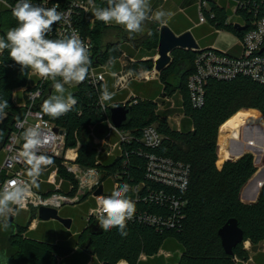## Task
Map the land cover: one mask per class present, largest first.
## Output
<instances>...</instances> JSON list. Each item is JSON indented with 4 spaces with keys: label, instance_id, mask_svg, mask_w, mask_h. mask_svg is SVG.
Listing matches in <instances>:
<instances>
[{
    "label": "trees",
    "instance_id": "trees-1",
    "mask_svg": "<svg viewBox=\"0 0 264 264\" xmlns=\"http://www.w3.org/2000/svg\"><path fill=\"white\" fill-rule=\"evenodd\" d=\"M221 1L209 0V9L205 10L207 19L215 28L237 37H242L250 27L255 10L258 12L257 16L264 14V0H243L245 7L237 10L235 16L245 21V28L238 30L231 21H227L232 15L233 2ZM99 7H107V4L99 2ZM210 13L214 14L212 18ZM232 18L234 16L231 20ZM144 23L146 31L141 36L138 53L126 44L119 46L116 43H103L102 34L107 27L96 18L92 29L86 23L82 29L84 34L91 37L94 43L93 53L98 56L99 62L116 59L125 51L136 56L134 62L124 66L125 70L137 71L141 67L149 70L152 68L151 57L156 53L158 23ZM16 24L12 11L0 6V37L6 39L7 31ZM147 49L151 51L146 52ZM227 52L233 53L231 49ZM171 55L173 60L161 73L159 83L166 95L173 97L177 94L173 108H168V104L166 109H157L156 97L160 93L158 80L148 84L134 83L133 88L143 97H138L137 102L131 106V121L123 127L133 134V141L127 147L125 166L122 165V158L98 152V145L93 144L89 127H93V133L99 138L105 136L108 127L97 105L98 92L88 83L80 82L73 87L72 95L77 99V104L55 120L56 125L66 131L65 147H75L79 141L76 162L83 167L97 165L106 170V173L123 169L124 179L136 183L144 178L145 159L140 152L149 151L182 161L190 169L187 187L180 193L186 199V204L178 228L156 230L145 224L130 222L126 227L127 235L122 236L117 228L103 231L98 220L91 221L90 224L97 223V232L93 234L91 248L88 249L89 254L94 257L90 264H117L119 260H125L127 264H244L249 259V252L243 244L245 241L250 243L253 262L264 264V183L258 196L254 188L264 180V162L245 185L256 171L258 159L264 160V84L242 74L228 80L211 78L205 84L203 105L194 108L189 101L186 79L192 71L195 52L174 49ZM145 56L150 58L143 59ZM184 59L189 61L190 68L181 76L179 87L167 84L166 79L175 63ZM117 69L115 66L113 70ZM28 76L29 69L22 71L10 59L7 49L0 54V100H7L9 103L5 110L7 116L0 121V141L24 114V109L14 104L12 96L15 89L30 85ZM16 93L20 94L18 91ZM174 112L181 115L178 127H171L168 122V116ZM148 124H154L162 135L161 143L156 148H147L139 141L143 127ZM240 132L242 139L237 138ZM228 138H236L228 141L230 154L248 152L239 158L230 157L226 151ZM250 152L257 156L255 164L254 155ZM46 157L58 168L57 180L62 178L60 190L73 194L76 187L69 189V185L76 184V180L61 166L62 159ZM230 158L234 160H227ZM96 160H99L98 164H95ZM51 169L53 168L46 173ZM255 193V197L248 202L240 199H246ZM86 197L83 196L80 200H85ZM90 200L94 206V199ZM140 207L158 212L152 205ZM60 215L69 214L62 209ZM231 217L238 220L244 231V238L234 248L233 254L228 255L221 246L217 231ZM44 230L46 232L43 233L38 230L28 232L26 237H23L25 230L15 233L19 237L14 240L13 256L19 264H57L56 252L61 246L38 241L42 234V239L53 238L50 224H46ZM88 233L89 230L86 229L76 234L70 246L73 248L75 241L83 239ZM60 234L65 236L61 231ZM260 244L263 245L262 248L259 247ZM161 248L171 251V255H158ZM89 254L78 249L63 264H87ZM141 254L146 255L145 260L140 259Z\"/></svg>",
    "mask_w": 264,
    "mask_h": 264
},
{
    "label": "built area",
    "instance_id": "built-area-1",
    "mask_svg": "<svg viewBox=\"0 0 264 264\" xmlns=\"http://www.w3.org/2000/svg\"><path fill=\"white\" fill-rule=\"evenodd\" d=\"M226 1L233 2L232 15L228 17L227 21H231L233 25H243L244 20L232 21L231 17L235 16L237 10L244 9L245 2L243 0ZM16 2L17 0H0V6L12 11ZM99 2L107 4V0H94L96 7H99ZM30 3L47 8L55 6L58 12L64 14L61 21L53 24L47 38L57 39L77 35L88 47L92 63L88 76L83 82L88 83L98 92L97 105L108 127V131L103 138L93 137L92 141L93 144L98 145V152H103L107 156L122 158V165L125 166L128 157L127 147L133 141V134L123 127H113L109 122V105L101 99L106 77L112 76L115 88L122 89L126 88L131 80H150L155 75L149 74L150 70L133 71L122 68L118 71H112L110 66L115 60H118L122 66L135 61L126 52H122L116 59L111 60V63H109V60L107 62L98 61V56L93 53L94 43L89 35L84 34L82 29L84 23L92 29L95 22L93 8L89 5L88 0H30ZM196 6L199 23L207 22L205 10L209 9V0H196ZM255 11L250 27L242 37L236 38V44L240 45L237 52L229 54L227 52L228 48L216 45L197 47L192 50L195 52L192 71L186 79V88L192 107L198 108L203 105L205 84L211 78L228 80L242 74L264 84V14L257 16L258 12ZM213 15V13L209 14L211 18ZM28 78L32 79L29 86L14 90V94L16 91L22 93L23 102H18L16 95L13 94L12 96L14 104L22 107L24 114L19 120L15 121L2 146L4 159L0 164V188L12 181L27 179L26 169L28 165L21 154L25 144L23 132L29 127L37 128L39 132L41 143L36 149L37 155L58 157L63 154L62 164L76 180V184L70 183L69 189L74 188V186L76 188L73 194L60 190L62 178L57 180V170L53 169L45 180L46 183L52 185V189L41 192L33 186L28 192V199L24 206L19 209L34 208L37 210L40 206H45L55 208L58 211L64 204L78 203L83 196H87L86 199H94V206L89 208L85 215V220L90 223L98 220L97 199L101 196H109L117 185L127 183L131 187L128 196L135 202L136 206L134 217L127 223L137 222L154 227L156 230L178 228L186 204V199L180 193L186 189L188 184L189 165L168 156L140 150V154L145 159L144 178L136 183L124 179L123 169L106 173V170L100 169L97 165L81 166L76 162L79 141H77L75 147H65L66 131L56 125V118L54 119L43 113V102L46 100V96L51 94L54 82L51 79L41 78L30 69ZM77 84L75 83V85ZM75 85H71V88ZM37 92L39 95H36ZM137 100L138 96L133 94L122 100L120 104L132 106ZM170 117L168 116V122ZM179 121L180 119L176 121L177 127ZM89 130L92 136L93 127H89ZM161 140L162 135L154 124L143 127L139 139L142 145L147 148H156L160 145ZM100 143L109 144L111 149L109 151L101 150ZM69 151H71L72 156L69 155ZM98 163L99 160H96L95 164ZM107 179H111L110 192L105 191V181ZM37 181H40V179ZM53 185L56 188H53ZM99 185H102V193L94 195V191ZM142 205L147 207L152 205L158 209V212L141 208ZM164 255L168 254L165 253ZM140 257L144 258L145 256L141 254Z\"/></svg>",
    "mask_w": 264,
    "mask_h": 264
},
{
    "label": "clouds",
    "instance_id": "clouds-1",
    "mask_svg": "<svg viewBox=\"0 0 264 264\" xmlns=\"http://www.w3.org/2000/svg\"><path fill=\"white\" fill-rule=\"evenodd\" d=\"M88 2L97 20L105 24L115 22L133 34L141 32L144 21L149 18L164 25L174 15L171 11L158 10L150 17L149 0H107V7H96L94 0ZM12 15L17 26L7 31L6 39L0 37V54L7 49L10 59L22 71L30 69L41 78L54 82L55 94L43 102L42 109L44 114L59 118L77 104L72 94L65 95V84L83 82L87 78L92 63L89 49L77 35L47 38L53 24L61 21L64 16L55 6L47 8L33 5L30 0H17ZM110 98L111 94L105 89L101 99ZM8 107L7 100H0V120L7 116L5 110ZM23 138L25 144L21 155L28 165L27 179L12 181L0 188V226L5 231L10 227V217L24 206L28 192L37 186L43 168L53 163L49 157L37 155L36 149L41 143L37 128H27ZM130 191V185L125 183L117 185L109 196L97 199L98 223L103 231L117 228L122 236L127 235V222L136 212L135 202L128 196ZM3 261L8 264V257H3Z\"/></svg>",
    "mask_w": 264,
    "mask_h": 264
},
{
    "label": "crops",
    "instance_id": "crops-1",
    "mask_svg": "<svg viewBox=\"0 0 264 264\" xmlns=\"http://www.w3.org/2000/svg\"><path fill=\"white\" fill-rule=\"evenodd\" d=\"M218 2H222L221 0H216ZM166 2H169V5H170V8L169 9H166L165 8V11H171L172 13H174V15L168 19L166 25H168L170 27V29L175 33V34H180L182 32H185V31H189L193 38L195 39L196 43L198 44V47H205V46H209V45H216V46H221L223 45L225 42V40H230V39H234L235 42L234 43H231L230 47H228V49H231L232 52H237L238 51V45L236 44V38L237 36H234L232 33L230 32H226L224 30H219L217 28H215V26L209 21L207 20V22L205 23H199V19H198V12H197V6H196V0H149V4L151 6V13H150V17L153 14V11L154 10H161L163 7V4L166 3ZM179 16H181V19H179L178 22L175 21V18H179ZM236 18L235 21H241V19L237 18V16H234ZM153 21V22H156L154 19L152 18H149V21ZM148 22V21H147ZM158 23V22H157ZM160 23H158V30L160 28ZM240 26H243V25H240ZM106 27L107 29H110V28H113V27H120V25H117L115 22H112V23H109V24H106ZM143 28V27H142ZM196 30H199L196 31ZM203 34V37L202 38H197L198 35L200 34ZM130 40H127L123 43H125L126 45L129 44L128 47H130L132 50L135 51V53H138V50L139 49H136L134 48L131 44H130ZM186 50V49H185ZM189 50V49H187ZM125 52V51H123ZM128 56H131L135 59V55H130L128 53H126ZM157 55V54H155ZM155 55L153 56V60L155 58ZM148 56H145L143 57V59H147ZM117 66V70H113L114 67ZM125 66V65H124ZM124 66H122V64L118 61V60H115L114 63L110 66V69L112 71H118L120 69H124ZM141 69V68H138L137 71ZM154 69V68H152ZM153 80H158L159 79H153L151 78L150 80H131L127 87L126 88H122V89H116L115 88V85H114V78L112 76H107L106 77V83H105V86H104V90L106 89L110 94H111V98L110 100L108 99L107 102L105 101V103L107 105H110V104H120V102L122 100H125L126 98H128L129 96L135 94L137 95L138 97H143L141 94H139L133 87L129 88L128 89V86H130L132 83H135V84H148L150 83L151 81ZM74 87V86H73ZM72 87V89H73ZM17 92V91H16ZM20 92V91H18ZM52 93V91H51ZM163 93V91H162ZM14 94V92H13ZM165 94V93H164ZM16 95V96H15ZM14 96L17 98L18 102H22L19 100V98L22 96V93L20 92L19 95H17V93L14 94ZM19 96V97H18ZM1 121V120H0ZM230 139H235V138H228L227 141H226V151H227V154L230 156V157H238L241 153H239L238 155H232L228 152V148H227V144H228V141ZM245 152V151H244ZM4 159V153L2 151V148L0 149V164L2 163ZM220 167V166H218ZM49 170V167H44L43 168V172H42V175L39 177L40 181H37V186L36 189H38L39 191L41 192H45L46 190L50 189L52 187L51 184L49 183H46L45 180L47 179L48 177V174L46 173L47 171ZM53 170V169H52ZM241 192V191H240ZM257 193V192H256ZM256 193L254 195H252L251 197H248L246 199H242L240 197V199L244 202H248L250 200H252ZM85 202H89L86 200H84ZM63 208L59 209L58 210V213L60 215V211L62 210ZM17 210H23V211H29L30 212V217H29V220L26 222V223H23L22 221L20 222H17L16 224L14 223V218L17 217V211H16V214L13 215V219L10 220V224L14 223V228L15 230H13L12 232V235L15 234L17 232V229H22V227H24L23 229H25V232L23 233V237H26L28 232H32V231H37L40 232V233H43V232H46L45 229V225L46 224H50L53 228V234H52V239H42V236L44 234H42L41 236L38 237V241H44L46 243H52V244H59L61 247L58 249V251L56 252V259H57V264H63L65 262V260L70 257L76 250H82L86 253L89 254L88 252V249H84V248H80L79 247V244L82 240L85 239V237L81 240H76L75 241V246L72 248L70 245L73 243L72 242V239L74 236H76V234H79L81 232H83L84 230L88 229L89 230V227L92 225L90 223H88L86 220H85V215L83 216H78L76 218L77 215H80V214H77V215H68V216H63V217H69L71 218V225L69 228L65 227L63 224H61L60 222L56 221V220H53V219H50V220H41L38 218L37 216V210H35L34 208H29V209H17ZM34 216V218H31V216ZM13 221V222H12ZM60 229V230H59ZM60 231L65 235L64 237L60 234ZM245 245V249H249L250 248V243L249 241H245L243 243ZM13 248V246H12ZM61 251H66V255H62L61 254ZM160 251H164V253L162 254H165L167 253L168 255H165V256H169L171 255L169 253V251H166L165 249L161 248L159 249L158 252ZM253 254V252H252ZM252 254L249 253V259L244 262V264H255L252 260ZM90 255V254H89ZM144 255V254H143ZM7 256L8 257V264H19L17 262V259L13 256V253L10 255L7 253V249L5 247H2L0 245V264H4V261H3V257ZM145 257L142 258L140 257L141 260H145L146 259V255H144ZM92 258H94L92 255H90V259L88 261L87 264H90L92 262ZM120 261H124L126 264L127 262L125 260H119L117 262V264L120 262Z\"/></svg>",
    "mask_w": 264,
    "mask_h": 264
},
{
    "label": "water",
    "instance_id": "water-1",
    "mask_svg": "<svg viewBox=\"0 0 264 264\" xmlns=\"http://www.w3.org/2000/svg\"><path fill=\"white\" fill-rule=\"evenodd\" d=\"M235 28L238 30H241V29H244L245 26H240L239 24H235ZM197 47H198V44L196 43L195 39L193 38L192 34L189 31H185L180 34H175L168 25L166 24L161 25L158 30V45H157V52H156V54H158L159 56L158 58H154V62H153L154 70L156 72H160L170 65L171 63L170 53L172 52V50L174 49L194 50ZM189 68H190V64L188 60L184 59V60L178 61L173 66L171 74L166 79V83L172 85L173 87L178 88L180 85L181 76ZM108 117H109V122L113 127L120 128V127L127 126L130 123L131 118H132L131 106H126L123 104H110L108 106ZM59 131L61 132V130ZM249 133L251 134V132ZM7 135L8 134H6L0 141V149L5 143ZM237 138L242 139V132L239 133V136L237 135ZM246 152L248 151L241 153L237 158H239L242 154ZM227 160H234V159L230 158ZM255 167H256V171L250 177V179L245 183V185L249 183L251 178L254 177V175L257 173L259 168H257L256 165ZM263 173H264V170H263ZM263 183H264V180L261 183V185H258V186L254 185L256 186L254 188L256 189L255 192H257V196L259 194L260 187L262 186ZM101 193H102V185H99V187L94 191V195H99ZM37 216L39 219L44 220V221L50 220V219L56 220L67 228H69L71 225V218L63 217L59 215L57 209L55 208L40 206L37 209ZM12 219L13 217H10V220ZM96 229H97V223L94 222L89 227V233L86 235L85 239L80 242L79 244L80 248H84V249L91 248L92 236L93 234L97 232ZM217 234L220 238L221 246L224 252L228 255L233 254L234 248L237 247L240 243H242L243 238H244V231L239 226L238 220L234 217L227 219L226 222L222 226H220V228L217 231Z\"/></svg>",
    "mask_w": 264,
    "mask_h": 264
},
{
    "label": "rangeland",
    "instance_id": "rangeland-1",
    "mask_svg": "<svg viewBox=\"0 0 264 264\" xmlns=\"http://www.w3.org/2000/svg\"><path fill=\"white\" fill-rule=\"evenodd\" d=\"M163 8L161 9V10H165V8L166 9H169L170 8V5H169V2H166V3H164L163 4V6H162ZM156 11H158V9L157 10H154L153 11V14L156 12ZM179 19H181V16H179V18L177 17V18H175V21L176 22H178L179 21ZM233 20H236V18L234 17V18H232V21ZM147 21H149V19L148 20H146V22ZM152 21V20H151ZM145 23H143V28H142V31L141 32H139V33H129V32H127L126 30H125V28L123 27V26H120V27H113V28H110V29H107V30H105L104 32H103V34H102V42L103 43H116L117 45H119V46H123V44H125V43H123V42H125V41H127V40H130V41H132V42H130V44L134 47V48H136V49H139L140 47H141V36L145 33V31H146V29H145ZM162 25V24H161ZM160 25V26H161ZM196 31H198L199 32V30H196ZM205 33H201L200 35H198L197 36V38L199 39V38H202L203 37V35H204ZM235 42V40L234 39H230V40H225V43L223 44V48H226V47H228V46H230V44L231 43H234ZM128 46H129V44H127ZM157 45H158V41H157ZM240 47V45H238V48ZM155 50H156V52H157V47L155 48ZM151 51V49H147V51L146 52H150ZM156 54V53H155ZM148 58H150V57H148ZM152 58V68H153V62H154V60H153V57H151ZM170 58H171V62H172V60H173V56L171 55V53H170ZM149 69L150 70V73L149 74H152L151 73V71L152 70H154V69ZM139 70H143V71H147V70H145L144 68H142L141 67V69H139ZM164 70H162V71H160V72H155L154 73V77H153V79H159V77H160V75H161V73L163 72ZM32 82V79L31 78H29L28 79V83H31ZM158 83H159V81H157ZM75 83L76 82H73V83H70V84H65V95H67V94H72V92H73V89L71 88V85H75ZM160 84V83H159ZM160 87H159V95L156 97L157 98V100H158V104H157V109L158 110H161V109H166L167 108V105L169 104V107L168 108H173L174 107V99H175V97L177 96V94L175 95V96H173V97H170V96H168V95H166V94H164V93H162V85L160 84L159 85ZM131 87H134V83H132L130 86H128V89L129 88H131ZM55 94V89H54V87L52 88V93L49 95V96H51V95H54ZM49 96H46V99L49 97ZM19 100L20 101H22L23 102V97L21 96L20 98H19ZM171 117L169 118V124H170V126L171 127H175L176 126V121H177V119H180V114H177L176 112H174V113H172L171 115H170ZM92 137H96L95 136V134L94 133H92ZM97 138H99V137H97ZM236 139V138H235ZM101 144V143H100ZM76 145H77V143H76ZM100 149L101 150H103V151H109L110 149H111V146L109 145V144H107V143H104V144H101L100 145ZM253 154V153H252ZM254 155V164H255V162H257V156H255V154H253ZM59 158H61L62 159V161H63V154L62 155H60V156H58ZM260 160H262V159H258V162L260 161ZM62 161H61V166L65 169V167H64V165L62 164ZM257 162V163H258ZM221 166V165H220ZM47 167V166H46ZM48 167H49V169L50 168H53V169H55V170H57L58 168H57V166L56 165H54V164H50V165H48ZM52 170V169H51ZM65 171H66V169H65ZM67 172V171H66ZM68 173V172H67ZM62 176V175H61ZM53 188H56V186L55 185H53ZM110 190H111V179H107L106 181H105V191L106 192H110ZM87 201H89V202H85L84 200H80V202L79 203H75V204H64L63 206H62V208L63 209H65V212L66 213H68L69 215H77V214H80V215H77L76 216V218L78 217V216H83V215H86V213L88 212V210H89V208H91V207H93V204H92V201L90 200V198H88L87 199ZM89 206V208L87 209V207ZM17 217H15L14 218V223L16 224L17 222H20V221H22L23 223H26L28 220H29V217H30V212L29 211H23V210H17ZM12 221V222H13ZM14 223H12V224H10V227L8 228V230L7 231H5V230H3V228H2V226H0V245L2 246V247H5L6 249H7V253L8 254H12L13 253V250H14V248H12V246H14L15 244H14V240L15 239H17L19 236L18 235H15V236H13L12 235V232H13V230H15V228L13 227L14 226ZM21 223V222H20ZM22 230H25V229H17V232L18 233H21L22 232ZM260 248H262L263 247V245L262 244H260V246H259ZM244 248H246L245 247V245H244ZM246 250H248V252L250 253V254H252V251L250 250V248L249 249H246ZM162 253H164V251H160V252H158V255L159 254H162ZM169 253L171 254V251H169ZM61 254L62 255H66V251H61Z\"/></svg>",
    "mask_w": 264,
    "mask_h": 264
},
{
    "label": "bare ground",
    "instance_id": "bare-ground-1",
    "mask_svg": "<svg viewBox=\"0 0 264 264\" xmlns=\"http://www.w3.org/2000/svg\"><path fill=\"white\" fill-rule=\"evenodd\" d=\"M225 42V41H224ZM222 46V48H223V45H221ZM231 46V45H230ZM230 46H228V47H230ZM228 47H226V48H228ZM158 54L157 55H155V58H158ZM156 71L155 70H152L151 71V73L152 74H154ZM69 155H71L72 156V154H71V151H69ZM264 162V160L262 159V160H260L257 164H255L256 166H257V168L260 166V164L261 163H263ZM119 264H126L124 261H120V263Z\"/></svg>",
    "mask_w": 264,
    "mask_h": 264
}]
</instances>
